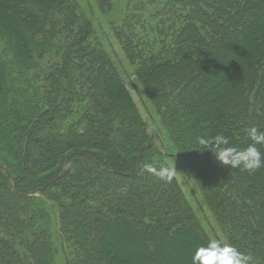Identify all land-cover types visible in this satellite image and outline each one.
<instances>
[{"label":"trees","instance_id":"trees-1","mask_svg":"<svg viewBox=\"0 0 264 264\" xmlns=\"http://www.w3.org/2000/svg\"><path fill=\"white\" fill-rule=\"evenodd\" d=\"M95 2L131 87L78 0H0V264H57L56 233L65 264H192L212 237L189 183L224 241L264 264V167L199 143L264 132V0Z\"/></svg>","mask_w":264,"mask_h":264},{"label":"clouds","instance_id":"clouds-1","mask_svg":"<svg viewBox=\"0 0 264 264\" xmlns=\"http://www.w3.org/2000/svg\"><path fill=\"white\" fill-rule=\"evenodd\" d=\"M245 131L253 141L245 148L231 145L229 138L224 135H217L212 144H208L204 138L199 143L215 148L213 153L222 166L254 172L264 167V152L257 147L264 145V132L258 131L256 127ZM143 170L163 182H170L175 172L167 165L155 167L152 164L144 165ZM251 259V256L244 255L235 246L219 239H210L206 244L197 246L192 254V264H250Z\"/></svg>","mask_w":264,"mask_h":264},{"label":"rangeland","instance_id":"rangeland-1","mask_svg":"<svg viewBox=\"0 0 264 264\" xmlns=\"http://www.w3.org/2000/svg\"><path fill=\"white\" fill-rule=\"evenodd\" d=\"M78 1L80 3L81 7L84 9V11H86L90 15H93V17L96 20L97 31H96L95 41L100 43L107 51L115 52V54L120 58V60L122 61V64H123L122 66H120V69L123 68L125 71H127L125 73L129 77H128V79L125 78V80H126L127 84L131 87L132 83H134L133 76L130 77V74L132 72L131 71L132 67L127 64L124 57L122 58L120 45L115 40V38L113 37V35L110 32V29L108 27V24H107V22H109V18H114V17H111L108 14H106L107 16L102 14L99 11V8H98L95 0H78ZM125 1L126 0H116V3L117 2L119 3L118 7L119 6L122 7V6H124ZM135 83H136V80H135ZM138 91H140V90H138ZM138 94H139V92H138ZM139 96H140V98H143L141 93L139 94ZM139 96H137L138 99L136 98V102L139 104V107H140ZM143 102L147 105L146 109L148 111H151L150 105L147 104L148 102H145V101H143ZM142 111H143L144 117H146L147 116L146 111L144 109ZM150 119H152V121L150 122L151 133L155 134L157 132H162L163 130H161L160 125L157 122L156 118L152 117ZM153 136L156 138V140L158 139L156 135H153ZM161 138L165 142L169 141V139L167 138L165 133H163ZM177 175L180 179L181 177L186 176L187 173H185V170L182 172L181 170L178 169ZM182 184L184 186L183 182H182ZM185 189L187 190L188 198H189L193 208L195 209L196 213L198 214L201 222H203L204 226L208 229L209 234L211 235L212 239H219L221 241H224L223 234L221 233L220 228L217 226V224L213 220L212 216L208 212L207 208L203 204L202 197H201L200 193L197 191L196 188L195 189L193 188L191 183H189L187 185V187L185 186ZM193 189H194V191H193ZM55 239H56L55 243H56V246H57L58 251H59L58 255H57V264H65L66 261L63 257L62 244L59 241L57 233L55 234Z\"/></svg>","mask_w":264,"mask_h":264},{"label":"water","instance_id":"water-1","mask_svg":"<svg viewBox=\"0 0 264 264\" xmlns=\"http://www.w3.org/2000/svg\"><path fill=\"white\" fill-rule=\"evenodd\" d=\"M150 146H151V145H149L148 147L142 149V151H141V158L143 157L144 152H145L148 148H150Z\"/></svg>","mask_w":264,"mask_h":264}]
</instances>
